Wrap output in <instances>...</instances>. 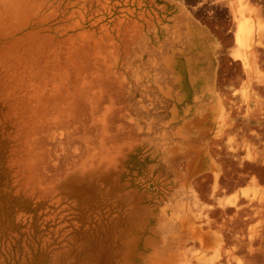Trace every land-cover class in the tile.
<instances>
[{
    "label": "bare ground",
    "instance_id": "obj_1",
    "mask_svg": "<svg viewBox=\"0 0 264 264\" xmlns=\"http://www.w3.org/2000/svg\"><path fill=\"white\" fill-rule=\"evenodd\" d=\"M214 3L226 36L207 0H0L7 211L39 221L36 264H264V0Z\"/></svg>",
    "mask_w": 264,
    "mask_h": 264
},
{
    "label": "rangeland",
    "instance_id": "obj_2",
    "mask_svg": "<svg viewBox=\"0 0 264 264\" xmlns=\"http://www.w3.org/2000/svg\"><path fill=\"white\" fill-rule=\"evenodd\" d=\"M183 1L186 3L188 7H192L195 4H197L199 0H183ZM208 1H209V4L207 7L212 6L210 5L211 3L215 4L213 8L216 9V11L214 15H210V16L207 12H204L202 18L209 17L207 18V21H209L208 23L210 24L212 29L213 30L221 29L222 31H226L225 32V36H226L227 33L229 34L228 29H226L228 26L227 24H229V21H230L229 15L226 13L225 10H223L224 7L220 8L219 3L217 4L214 3L216 1L218 2V0H213V1L207 0V2ZM205 19L206 18H204V20ZM10 125H11V119L9 116H7L6 106L3 109L0 107V158L3 161L0 164V255H1V258H3L2 264H12V263L13 264H23L21 262L22 257L30 258V260L26 264H36L39 258H41L43 255V251L41 250L40 244L37 241V237L40 234L38 233V228H37L39 221L36 218L34 219V223L32 225L33 235H31L30 237H26V234L22 233L23 228L15 226L12 222V219L8 217L9 215L7 211V205L9 202V197L6 194L7 189L5 187V184L8 180H10L11 175H9L8 177V175L6 174L5 167L8 165V162H7L8 159L5 160V158L11 153V150H12L10 142L12 139L13 132L10 131L11 130ZM98 210L104 215L106 213H114L116 211L112 207V205H106V204H105V207L101 206V209L99 208ZM38 212L39 211H37V213ZM103 222H105V224ZM103 222L98 228L99 241L101 240L100 242L102 243L103 246L105 245L104 246L105 248L107 249L112 248L114 244V239L116 237L115 236L116 234H114L115 229L112 226V224H110L106 220H103ZM16 235H17V238L15 237Z\"/></svg>",
    "mask_w": 264,
    "mask_h": 264
}]
</instances>
